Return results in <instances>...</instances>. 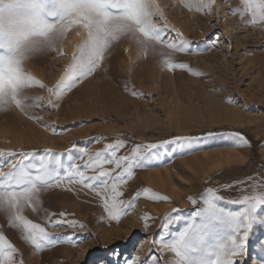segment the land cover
I'll return each mask as SVG.
<instances>
[{
    "label": "rangeland",
    "instance_id": "rangeland-1",
    "mask_svg": "<svg viewBox=\"0 0 264 264\" xmlns=\"http://www.w3.org/2000/svg\"><path fill=\"white\" fill-rule=\"evenodd\" d=\"M193 2L158 0L169 27H174L192 42L193 51L174 53L173 62L186 63L188 69L162 68L164 58L158 60L151 54H141L137 61L136 44L132 39H124L115 48L108 69L98 68L70 91H65L56 110H51L48 104V100L54 98L47 90L35 88L33 102L42 105L35 109V114L46 119L37 122L18 110L7 114L0 112V150L36 151L38 154L51 150L64 153L61 157L64 163L68 162L69 151L76 162L82 164L87 157L79 159V149L95 153L117 139L126 142L129 150L126 154H131L130 149L136 144L158 143L172 136L193 138L183 146L170 145L168 150L158 152L145 167L133 169V177L120 186L124 192L121 199L129 201L137 191L141 196L119 222H109L105 218L103 201L80 185L64 183L41 193L39 207L43 214L29 208L25 209L24 215L27 213V218L45 226L53 236L68 238L42 253L31 254L33 246L22 245L19 229L5 226L6 236L25 253V264H84V261L87 264L85 257L91 251H102V246L113 243L131 247L136 240L148 243L143 250L146 255L161 219L146 212L145 204L170 203L180 210L182 219L173 225V233L179 232L189 214L200 206L190 201L187 207L178 206L168 195H162L156 176L151 179L149 175L161 172L167 175L169 172L174 176L177 188H183L187 180L193 179V170L201 174L202 167L206 170L208 167L212 172L211 181L217 173L224 175L222 183H227L258 172L264 166V25L259 22L245 25L238 15L229 13L228 10L241 0H215L213 15L190 11L185 5ZM164 20L158 23L163 24ZM83 38L84 34L77 35L74 27L63 41V56L55 51L36 56L28 63V71L48 88L53 87L65 73ZM133 91L140 95H133ZM36 97H43V100ZM237 131L251 141V146H235L234 133ZM209 132L212 135H207ZM96 137H101V141L96 142ZM229 152L231 160L222 157L228 156L225 154ZM70 187L72 191H68ZM151 193L167 196L170 202L149 199ZM226 195L230 197L235 193L226 192ZM223 206L237 210V206L230 203ZM44 210L55 214L53 218H59L61 212L66 213L68 219H76L87 228L52 227L44 217ZM171 214L169 211L166 215ZM145 215L157 218L149 221L152 226L148 231L141 222ZM3 217L0 215V225H5L7 220ZM132 220L135 221L134 228L131 227ZM121 225L130 231L127 243L111 236ZM81 238L83 242L75 244ZM251 239L250 251L255 256L259 251L257 243L264 242V226L257 225ZM163 258L169 259L167 255Z\"/></svg>",
    "mask_w": 264,
    "mask_h": 264
},
{
    "label": "snow or ice",
    "instance_id": "snow-or-ice-1",
    "mask_svg": "<svg viewBox=\"0 0 264 264\" xmlns=\"http://www.w3.org/2000/svg\"><path fill=\"white\" fill-rule=\"evenodd\" d=\"M185 6L197 13L204 11L205 15H213L216 10L215 0H194ZM228 11L238 15L245 25L257 22L264 25V0H241ZM160 20H164V14L158 0H0V112L18 110L37 122L46 119L35 114V109L42 106L33 102L35 88L47 90L54 98L49 99L48 104L51 110H56L65 91H70L98 68L108 69L115 48L124 39H132L136 44L137 61L141 54H151L158 60L164 58L162 68L188 69L186 63L173 62L174 53L193 51L192 42L169 27L166 20L158 23ZM74 27L76 34L83 33L84 38L77 45L65 73L48 88L30 74L28 63L52 51L63 56V41ZM132 94L140 95L135 91ZM36 99L43 100V97ZM234 136L235 146H251L243 133L237 131ZM101 139L95 138L96 142ZM192 139L172 136L158 143L136 144L130 149L131 154H126L129 151L126 142L117 139L95 153L79 149L78 158L87 157L82 164L76 162L71 151L67 153L68 162L64 163L61 157L65 154L51 150H44L42 154L0 150V215L7 217L5 225H0V264H25V253L6 236L5 226L20 230L22 242L33 246L31 254L42 253L68 238L53 236L45 226L24 215L29 208L35 213L41 211V193L64 183L80 185L103 201L109 222H119L141 196L137 191L131 200L121 199L124 192L120 186L133 177V169L145 167L170 145L183 146ZM121 149L125 152H120ZM4 168L7 171H3ZM211 180L212 177L207 178L208 182ZM221 191L235 195L226 197L218 194ZM149 199L170 202L167 196L155 193H151ZM189 199L200 206L189 214L176 233L172 232V227L182 219L180 210L173 208L171 215L161 218L158 233L146 255L143 249L137 251L141 240L132 242L131 247L113 243L102 246V251L87 253V264H264V242L257 243L259 251L255 256L250 251L255 227L264 226V166L258 172L218 187H208L200 200ZM218 202L236 205L237 210L226 209ZM54 215L44 210V217L52 227L87 228L76 219H68L66 213H59V218H53ZM156 219L149 215L141 218L145 231L152 226L149 221ZM81 242L83 238L77 239L75 244ZM165 255L169 259H164Z\"/></svg>",
    "mask_w": 264,
    "mask_h": 264
},
{
    "label": "bare ground",
    "instance_id": "bare-ground-1",
    "mask_svg": "<svg viewBox=\"0 0 264 264\" xmlns=\"http://www.w3.org/2000/svg\"><path fill=\"white\" fill-rule=\"evenodd\" d=\"M122 42V41H121ZM128 44V43H127ZM123 45V44H122ZM130 46V45H129ZM72 48V47H71ZM74 48V46H73ZM131 48V47H130ZM68 50V49H67ZM130 50V49H128ZM119 53V52H118ZM129 56V55H128ZM132 58V57H131ZM135 58V57H133ZM129 59V58H128ZM129 66V65H128ZM136 67V66H135ZM126 75V74H125ZM97 80V79H96ZM142 83V82H141ZM100 91V90H99ZM92 94H94L92 92ZM228 152V151H227ZM225 155H228V156H224L222 155V157H225L227 158L228 160L230 159V156H231V153H227ZM233 155V154H232ZM237 157V156H236ZM231 160V159H230ZM229 162V161H228ZM188 163V162H186ZM212 167V166H211ZM192 168H194L192 166ZM203 170V171H202ZM200 173L201 174H198V171L196 170H193V179H189L187 180L188 183H183V188H177L178 186L175 185V178L172 174H170L169 172L167 173V175H165L163 172L161 173H157V175H149L151 179H154V177L156 176V179H158V189H160V191L162 192V195L163 194H166L168 195L171 200H173L175 203L178 204V206L180 207H187L188 206V202L191 200L189 199V197H195L197 195H200L201 193L204 194L206 192V189L208 187H218L220 184H222L223 182V177L224 175L222 174H217L216 173V177H215V180L214 181H211V182H208L207 181V178L208 177H211L212 175V172L208 169L207 167V170L206 168L202 167L200 169ZM154 174V173H153ZM169 175V176H168ZM213 177V176H212ZM151 181V180H150ZM229 193V192H228ZM202 194L200 196H198L196 199L197 200H200L201 197H202ZM218 194H222V195H225L226 197H228V195H226V192L225 191H221L220 193ZM231 195V194H230ZM233 196V195H232ZM166 202V201H165ZM47 203V202H46ZM220 204V206L224 207L223 205H227V202H218ZM49 204L47 203V206ZM144 206H146V212L155 215V216H158L159 219L163 218L169 211H171V209H173V206L170 204V203H165L164 205H160V206H154V205H151V204H145ZM62 208V207H60ZM41 212V211H40ZM42 213V212H41ZM43 214V213H42ZM27 215V213H26ZM30 216V215H28ZM36 216V215H35ZM42 216V215H40ZM32 217V216H31ZM4 218V217H3ZM131 222V220H130ZM128 224V222H127ZM4 225V224H3ZM135 221L132 220V223H131V227L134 228L135 226ZM127 226V225H126ZM20 231V230H19ZM113 231V230H112ZM111 231V232H112ZM130 231L128 230V228L126 227H122V225L120 227H118L113 235V237H115V239L117 241L119 240H124V242H129V238H128V235H129ZM11 235V234H10ZM18 236V235H17ZM21 237V236H20ZM13 238V237H12ZM19 238V236H18ZM22 239V238H21ZM113 238H111L112 240ZM15 240V239H14ZM111 240H108L109 242H111ZM22 241V240H21ZM113 241V240H112ZM13 242V241H11ZM20 242V240H19ZM15 244V242H14ZM17 245V244H16ZM24 245V243L22 244ZM148 245V243H145L144 241H142V243L139 245L138 247V251H140L141 249H145V247ZM21 246V245H20ZM19 246V247H20ZM25 246V245H24ZM23 248V247H22ZM27 249V248H26ZM23 252V251H22ZM27 253V251H26ZM48 257V256H47ZM80 258V257H79ZM38 259V258H37ZM42 259V257H41ZM40 259V260H41ZM78 260V259H77ZM35 262V260L33 261V263ZM40 264V262H39ZM42 264V263H41Z\"/></svg>",
    "mask_w": 264,
    "mask_h": 264
}]
</instances>
